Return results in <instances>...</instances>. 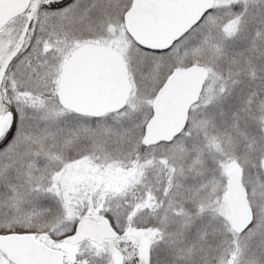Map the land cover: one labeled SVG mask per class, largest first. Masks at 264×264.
I'll return each mask as SVG.
<instances>
[{
	"label": "snow or ice",
	"instance_id": "obj_1",
	"mask_svg": "<svg viewBox=\"0 0 264 264\" xmlns=\"http://www.w3.org/2000/svg\"><path fill=\"white\" fill-rule=\"evenodd\" d=\"M0 264H264V0H0Z\"/></svg>",
	"mask_w": 264,
	"mask_h": 264
}]
</instances>
